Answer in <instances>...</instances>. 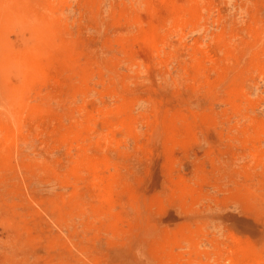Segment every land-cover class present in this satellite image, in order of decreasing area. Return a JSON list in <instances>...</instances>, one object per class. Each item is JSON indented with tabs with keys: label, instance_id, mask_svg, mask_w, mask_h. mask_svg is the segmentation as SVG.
I'll list each match as a JSON object with an SVG mask.
<instances>
[{
	"label": "rangeland",
	"instance_id": "1",
	"mask_svg": "<svg viewBox=\"0 0 264 264\" xmlns=\"http://www.w3.org/2000/svg\"><path fill=\"white\" fill-rule=\"evenodd\" d=\"M256 260L264 0H0V264Z\"/></svg>",
	"mask_w": 264,
	"mask_h": 264
},
{
	"label": "bare ground",
	"instance_id": "2",
	"mask_svg": "<svg viewBox=\"0 0 264 264\" xmlns=\"http://www.w3.org/2000/svg\"><path fill=\"white\" fill-rule=\"evenodd\" d=\"M146 40V39H145ZM151 42V41H150ZM150 44V43H149ZM153 46V45H152ZM153 54V53H152ZM30 65V64H29ZM259 262L256 260L255 264H258Z\"/></svg>",
	"mask_w": 264,
	"mask_h": 264
}]
</instances>
